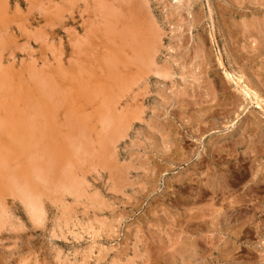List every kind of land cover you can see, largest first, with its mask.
<instances>
[{"label": "rangeland", "instance_id": "1", "mask_svg": "<svg viewBox=\"0 0 264 264\" xmlns=\"http://www.w3.org/2000/svg\"><path fill=\"white\" fill-rule=\"evenodd\" d=\"M0 209V264H264V0H0Z\"/></svg>", "mask_w": 264, "mask_h": 264}, {"label": "bare ground", "instance_id": "2", "mask_svg": "<svg viewBox=\"0 0 264 264\" xmlns=\"http://www.w3.org/2000/svg\"><path fill=\"white\" fill-rule=\"evenodd\" d=\"M224 74H225V76L226 77H228L230 80H232L233 82H234V84H235V86H237L238 88H239V90L241 91V93H243L244 95H246L247 97H250L251 95H250V90H249V88L245 85V84H243V85H241V83H242V81H241V78H242V76L241 77H233V75L232 74H229L227 71L226 72H224ZM254 96H256L255 95V93H254ZM253 96V97H254ZM251 98V97H250ZM258 99V98H257ZM254 100H255V98H254ZM250 101V100H249ZM252 101V100H251ZM255 102H258V101H256L255 100ZM257 106H259V104L257 103ZM260 107V106H259ZM260 109H262V107L260 108ZM66 172V171H65ZM51 178V177H50ZM47 181V180H46ZM16 184H18V183H16ZM64 187V186H63ZM44 188V187H43ZM65 188V187H64ZM66 190V189H65ZM21 191V190H20ZM75 191V190H74ZM77 191V190H76ZM23 193H26V192H23ZM82 193V192H81ZM27 194V193H26ZM35 194V193H34ZM27 195H29V196H27L26 198H25V200H23L24 201V203H26V205L28 206H26V208H29L30 209V211H31V215L30 216H32L33 215V217L35 216V218L40 214V212H41V205H40V200L38 201L37 200V197L35 198L34 197V195H31L30 196V193L29 194H27ZM21 197H22V193H21V195H20ZM0 210H2V209H0ZM29 211V210H28ZM42 213V212H41ZM32 217V218H33ZM40 217V216H39ZM35 218H33V219H35ZM36 219H38V218H36ZM42 219V218H41ZM39 220V219H38Z\"/></svg>", "mask_w": 264, "mask_h": 264}]
</instances>
